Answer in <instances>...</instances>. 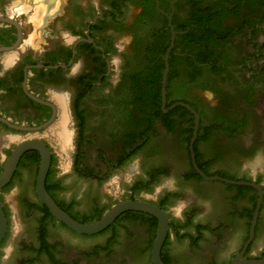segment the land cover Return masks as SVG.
Returning <instances> with one entry per match:
<instances>
[{
    "label": "flooded vegetation",
    "instance_id": "af4514ba",
    "mask_svg": "<svg viewBox=\"0 0 264 264\" xmlns=\"http://www.w3.org/2000/svg\"><path fill=\"white\" fill-rule=\"evenodd\" d=\"M50 1L53 6L44 0H0V172L18 143L38 139L51 150L45 188L74 219L92 221L126 199L156 204L168 217L161 248L165 264H220L216 262L220 256L227 257L223 264H228L249 236L258 191L206 180L195 167L207 176L254 182L262 188L263 198L254 237L243 257L264 256V242L253 248L259 236L264 239V0ZM21 6L26 10L17 9ZM250 66L256 71L249 70L248 75L232 71ZM62 95L73 130L68 157L74 174L90 181L83 194L92 213L64 192L54 169L58 153L50 140L57 147L53 128L60 118L57 97ZM176 102L190 105L198 115L193 156L195 115L181 105L170 108ZM91 139L106 148L97 147L89 155ZM250 156L255 160L251 166L245 163ZM39 161L37 150L25 151L10 181L31 170L34 189L29 201L35 204L31 214L40 218L32 225L38 259L44 255L60 261L51 234L56 225L81 237L103 236L110 246L122 229L139 227L144 242L152 245L150 228L157 226V219L145 212L126 211L92 235L76 233L48 216L35 192ZM123 165L128 172L126 187L104 189V181ZM170 174L197 193L207 191L208 185L220 186L212 187L220 196L214 204L216 221H194L195 201L188 213L172 220L169 208L182 190L170 183L154 189ZM10 184L0 191L7 219L0 254L10 221L2 193ZM110 195L113 200H106ZM243 228L241 244L226 250V238ZM181 232L198 244L187 256L170 246ZM124 243L127 247L131 242ZM150 248L139 251L148 253L147 264ZM190 255L198 259L193 261Z\"/></svg>",
    "mask_w": 264,
    "mask_h": 264
},
{
    "label": "rangeland",
    "instance_id": "374dc122",
    "mask_svg": "<svg viewBox=\"0 0 264 264\" xmlns=\"http://www.w3.org/2000/svg\"><path fill=\"white\" fill-rule=\"evenodd\" d=\"M47 6H53V2L50 0H45ZM118 56H115L113 60H116ZM249 70L254 72L255 68L251 67L242 70L232 69L233 72L241 71L243 74L248 75ZM210 95V94H209ZM207 96V94H206ZM209 97V96H208ZM210 96V100L214 97ZM251 102V101H250ZM254 104V101H252ZM254 108V105H251ZM60 114V113H59ZM72 129V126H71ZM73 132V130H72ZM50 140V139H49ZM56 152L61 154L56 155L54 169L61 176V182L64 183V192L70 194L71 197H77L79 200V207L84 209L86 212H90V209L86 206L84 201V192L90 187V181L78 178L73 169L71 168V163L69 159L70 149L72 147V136H71V147L69 151H62L58 149L54 142L50 140ZM90 151L95 152L96 148H106L103 144L93 143V139L90 142ZM255 162L252 156L248 157L245 161L246 164L250 166ZM132 163V162H131ZM254 166V165H253ZM142 167L139 165V168ZM138 168V169H139ZM254 170V169H253ZM247 174L250 171H246ZM127 166L123 165L118 168L104 183L102 187L108 191L112 188L118 187L119 190H123L126 187L127 181L126 175ZM114 177H118L116 180ZM179 187L182 190V194L177 198L173 204L170 205L169 211L172 214V220H176L178 217H183L188 210L193 207L194 201L196 202L194 211V221L199 222H214L216 221V215L214 212L217 210L214 208V204H218L220 201V196L218 193H213L212 187H220L218 184L208 185L207 191L202 193H197L192 189L186 187L180 179L175 174L167 175L162 178L156 185L154 189L161 188L163 185L169 184ZM211 188V189H210ZM33 189H34V179L31 175V170L22 175L20 178H15L9 187L3 191L2 197L7 208L9 215V231L6 239L3 243V250L0 254V264H30V262L35 259L37 264H147L149 261L148 253H141L143 248L147 246V241L144 242L143 230L139 227H126L122 229L118 234H116L115 244L110 246L103 238V236H77L70 230L66 228H60L59 226H54L51 230L52 239L57 244V251L59 252L60 261H55L53 257L42 256L39 258L38 251H35L37 238L34 231H32V225L40 220L38 214L32 213L31 210L33 200ZM153 189V188H152ZM153 191V190H152ZM119 195V196H118ZM117 198L122 196V193L118 194ZM197 196V200H193V197ZM110 201L113 200V196L105 198ZM230 203V202H229ZM231 203L236 205L235 202ZM92 213V212H90ZM94 213V212H93ZM183 215V216H182ZM185 231V230H184ZM244 228L238 232L235 236L226 238V250L233 249L239 246L243 240ZM209 235V234H207ZM142 237V238H141ZM125 241L131 242L129 246L125 247ZM260 242H264L263 236H259L253 246L256 247ZM62 244L64 246L62 247ZM208 244V242H207ZM170 246L178 254L187 256V253L194 250L198 244L197 242L190 241L184 238V233L181 232L177 238H172L170 240ZM63 248V250H62ZM130 249V250H128ZM224 250V253H226ZM253 250V251H255ZM195 251V250H194ZM99 254V256L95 255ZM34 255V256H33ZM191 260L195 261L198 259L195 255L188 256ZM225 256H220L217 258L216 262L223 264L226 261ZM201 261V260H200ZM204 262V261H203ZM199 264V263H194Z\"/></svg>",
    "mask_w": 264,
    "mask_h": 264
},
{
    "label": "water",
    "instance_id": "95a60500",
    "mask_svg": "<svg viewBox=\"0 0 264 264\" xmlns=\"http://www.w3.org/2000/svg\"><path fill=\"white\" fill-rule=\"evenodd\" d=\"M166 73H164L162 80V98L163 104L165 103V84H166ZM175 105H181L187 108L195 115V129L194 136L190 143L191 154L193 156L192 144L194 142L197 128H198V115L195 110L188 104L183 102H176L170 106V108ZM30 149H35L40 154V161L38 164L37 174L35 178V192L37 198L45 205L48 209L50 215H52L56 220L62 222L72 231L92 235L96 234L109 225H111L114 220L122 213L126 211H141L153 215L157 219V228L155 232L154 239L150 248V263L151 264H165L161 259V248L165 241L169 224L168 217L164 210L158 207L156 204L146 200V199H126L118 201L112 204L108 209H106L103 214L98 218L88 222H80L73 217H71L66 211L61 209L59 205L54 201L45 188V178L50 167L51 162V150L50 148L42 141L38 139H28L18 143L15 148L11 151L10 155L7 157L3 168L0 172V191L4 188L10 181L13 176L14 171L17 168L18 161L21 155ZM196 170L202 175L206 180L217 179L226 183L237 184V185H246L253 187L258 191V197L255 209L253 211V216L249 228V236L243 244V247L239 253H237L228 264H264V256L262 257H243V253L247 248L248 244L254 237V229L257 221L258 211L262 203L263 190L262 188L254 182L245 181V180H232L227 178H222L218 176H207L202 173L197 167ZM146 198L151 196L145 195ZM7 230V219L3 209V202L0 198V243L5 237Z\"/></svg>",
    "mask_w": 264,
    "mask_h": 264
},
{
    "label": "bare ground",
    "instance_id": "6f19581e",
    "mask_svg": "<svg viewBox=\"0 0 264 264\" xmlns=\"http://www.w3.org/2000/svg\"><path fill=\"white\" fill-rule=\"evenodd\" d=\"M26 7L27 6H21L17 9L26 10ZM57 101L59 102L60 107V118L58 123L55 124L53 128V134L55 135L54 139L57 143V148L67 152L71 147L72 129L69 124V113L66 105V98L62 95V97H57Z\"/></svg>",
    "mask_w": 264,
    "mask_h": 264
},
{
    "label": "trees",
    "instance_id": "16d2710c",
    "mask_svg": "<svg viewBox=\"0 0 264 264\" xmlns=\"http://www.w3.org/2000/svg\"><path fill=\"white\" fill-rule=\"evenodd\" d=\"M9 183H11V182H9ZM46 189H47V187H46ZM47 191H48V189H47ZM49 192V191H48ZM255 200V199H254ZM255 202V201H254ZM38 204V203H37ZM36 204V205H37ZM35 206V204L33 203L32 204V207H34ZM43 207H44V210L46 211V214L49 216L50 215V213H49V211L47 210V208L44 206V205H42ZM64 210V209H63ZM103 214V212L101 213H99L98 215V218L101 216ZM97 218V219H98ZM89 221H91V220H89ZM80 222H88V221H86V220H83V221H80ZM156 228H157V226H156V224L154 223V225L150 228V231H151V233L153 234V237L155 236V232H156ZM151 247V244H150V246H149V248Z\"/></svg>",
    "mask_w": 264,
    "mask_h": 264
}]
</instances>
